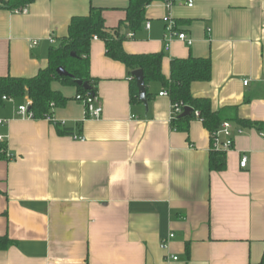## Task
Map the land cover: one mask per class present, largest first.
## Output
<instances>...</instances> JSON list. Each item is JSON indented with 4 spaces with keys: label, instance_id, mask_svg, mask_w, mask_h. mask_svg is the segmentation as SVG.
<instances>
[{
    "label": "crops",
    "instance_id": "1",
    "mask_svg": "<svg viewBox=\"0 0 264 264\" xmlns=\"http://www.w3.org/2000/svg\"><path fill=\"white\" fill-rule=\"evenodd\" d=\"M8 1L0 0V78L25 79L48 68L50 49L68 37L73 18L100 8L107 28L115 29L130 3L38 0L17 13L3 8ZM167 15L192 46L169 39ZM123 34L133 35L126 53L164 56L167 79L175 59L211 60V80L191 91L215 112L227 110L234 146L225 152L226 169L210 170L213 138L201 120L191 122L189 133L173 130V104L161 96V83L147 86L148 111L132 103L133 74L108 58L97 38L89 62L100 119L87 118L77 88L60 83L53 90L69 101L53 109V121L22 118L19 108L32 104L28 97L0 105L6 156L0 159V238L11 242L0 249V264L261 263L264 0L159 1L147 9L141 31L123 28ZM237 118L262 129L241 127ZM56 123L72 135H62Z\"/></svg>",
    "mask_w": 264,
    "mask_h": 264
},
{
    "label": "trees",
    "instance_id": "2",
    "mask_svg": "<svg viewBox=\"0 0 264 264\" xmlns=\"http://www.w3.org/2000/svg\"><path fill=\"white\" fill-rule=\"evenodd\" d=\"M38 0H10L4 2L3 8L10 11H21ZM166 0H130L126 9L127 17L118 28L109 29L100 8L92 7L88 16L73 18L69 27L68 37L62 41L59 47H52L49 54V66L31 79L6 77L0 78V105L4 98L13 100L28 97L32 102L29 110L34 114L35 120L52 117L53 109L65 105L69 101L67 97L53 90L54 83L63 86L77 88V97H85L89 93L97 96L96 88L90 76L89 55L94 37L103 41L106 46L107 57L113 61L122 63L129 72L141 70L144 73L145 83L148 86L152 82L163 85L166 93L175 106V109L184 111L191 108L192 113L181 118L177 114L171 121L174 131L189 133L191 122L199 119L205 128L213 134L217 133L228 119L226 112H215L212 104L207 99L195 98L191 87L194 83L209 82L212 78V62L209 59L190 57L188 59H175L171 63V76L167 79L162 72V54L130 55L124 50V43L128 37L123 34V28L136 33L142 30L146 22V13L149 6L155 2ZM75 54V56H73ZM59 68H64L71 77H61L57 74ZM78 81L87 82L92 87L91 91H85L77 85ZM132 103L140 104L136 80L132 79ZM76 97V99H77ZM152 96L147 93V100ZM197 113L200 114L197 117ZM241 127L259 128L262 125L239 118L234 120ZM62 135H72L68 129H63L61 124H55ZM4 145L0 143V159H5ZM226 169V153L212 149L210 158V170L223 172ZM10 241L0 238V249L10 246ZM264 264V257L261 263Z\"/></svg>",
    "mask_w": 264,
    "mask_h": 264
},
{
    "label": "built area",
    "instance_id": "3",
    "mask_svg": "<svg viewBox=\"0 0 264 264\" xmlns=\"http://www.w3.org/2000/svg\"><path fill=\"white\" fill-rule=\"evenodd\" d=\"M189 7H193V2L189 3ZM166 8L168 10H171L172 9V4L168 2L167 5H166ZM20 12H23V11H17V13H20ZM163 21L166 24L167 31L169 32V39H172L173 37L177 36V38L180 41L185 42V43H187L190 46L193 45V41L190 40L186 34L181 33V32H178V33L176 32V29H177L176 23L172 19L171 15H167L166 17H164ZM147 28L148 29L150 28V24H147ZM127 37L129 39H132L133 35H129ZM94 40H97V37H94ZM49 42L51 44H55V40L54 39H50ZM37 44H38L37 42L33 43V45H37ZM166 49L167 50L170 49V42L166 45ZM248 84H249V81H245L244 85L248 86ZM161 96L168 97V93L164 92V93L161 94ZM77 100L84 104V106L86 108V112H87V118L98 120V119H100L102 117V115H103V107L101 106L97 96H94L93 94L89 93L85 97L78 96ZM4 101H12V99L5 97ZM30 106H31V103L29 104V106H22V107L19 108V114L22 116V118L31 119V120L34 119V114L29 110ZM172 109H173L172 119L177 114H181V113L184 112V111H181L180 109H175L174 105H172ZM196 115H197V117L200 116L199 113H197ZM46 119L49 120V121H53L51 117H47ZM232 129L233 128H232V125H231L230 122H224L223 125H222L221 130L212 135V138H213V149L214 150L227 152V151H229V150H231L233 148L234 139H233V136H232ZM221 134H224L227 137V141L226 142L222 143L220 141V135ZM238 134H242V130L238 131ZM262 137H263V140H264V134H262ZM76 139H79V138H76ZM81 140L84 141V139H81ZM12 158L13 157L10 156V159H12ZM247 163H248V160H247L246 157H244L242 159V161H241V164H240L241 168H243V169L246 168L247 167ZM174 237H175L174 235H171L169 237V239H174ZM167 247H168L167 244H163L161 246V248L163 250H166ZM175 260H177V258H175Z\"/></svg>",
    "mask_w": 264,
    "mask_h": 264
},
{
    "label": "water",
    "instance_id": "4",
    "mask_svg": "<svg viewBox=\"0 0 264 264\" xmlns=\"http://www.w3.org/2000/svg\"><path fill=\"white\" fill-rule=\"evenodd\" d=\"M73 56H75V54H73ZM57 74L61 77H71V75L64 69V68H59L57 70ZM133 76L136 80V84H137V88H138V99L140 101V103H142L146 110H149V104H148V100H147V86L145 83V77H144V73L141 70L135 71L133 72ZM77 85L79 87H82L85 91H91L92 87L90 86L89 83L87 82H82V81H78ZM192 109L191 108H186L183 112V114L181 115V118H185L187 116H189L192 113Z\"/></svg>",
    "mask_w": 264,
    "mask_h": 264
}]
</instances>
